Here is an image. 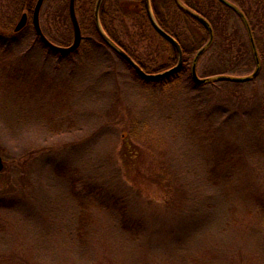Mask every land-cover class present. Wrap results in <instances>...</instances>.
<instances>
[{
    "label": "rangeland",
    "instance_id": "374dc122",
    "mask_svg": "<svg viewBox=\"0 0 264 264\" xmlns=\"http://www.w3.org/2000/svg\"><path fill=\"white\" fill-rule=\"evenodd\" d=\"M203 1L198 0L202 7ZM63 6L62 0H44L39 21L52 43L67 47L73 32L70 18L60 15ZM12 7V0H0V37H6L0 43L9 47L0 48V264H202L203 252L219 251L220 245L250 250L253 261L264 264V154L258 156L254 147L264 144V129L256 126L262 122L260 114L247 121L226 120L220 114L207 117L219 104L210 97L215 88H143L134 80L133 69L106 48L66 58L31 50L30 29L8 37L19 18L7 28ZM222 14L218 31L224 35L222 28L228 26L233 59L241 41L242 51L249 53L250 66L241 62L232 73L248 76L254 63L243 25L234 12ZM166 17L180 22L171 10ZM132 20L116 22L114 31L145 65L165 62L164 55H157V37L150 26ZM192 30L197 39L204 37L198 28ZM180 31L174 32L181 40L190 37ZM217 54L212 49L201 58L200 76L219 67ZM194 56L187 55L186 65ZM255 87L264 97V68ZM129 123L135 125L134 136ZM213 166L215 185L207 181ZM68 169L82 181L79 186L95 184L124 198L127 211L145 228L140 237L118 234L111 227L110 210L89 206L92 223L88 245H83L76 233L80 210L69 192ZM171 175L188 187L199 218L206 214L205 205L213 204L210 217L219 216L220 232L211 234V226L200 223L194 228L198 215L192 203L187 211H179L173 189V206L164 205L167 188L183 186ZM183 231L179 242L176 234ZM231 257L217 264H231Z\"/></svg>",
    "mask_w": 264,
    "mask_h": 264
},
{
    "label": "trees",
    "instance_id": "16d2710c",
    "mask_svg": "<svg viewBox=\"0 0 264 264\" xmlns=\"http://www.w3.org/2000/svg\"><path fill=\"white\" fill-rule=\"evenodd\" d=\"M62 1L64 3V6L61 8L62 11L60 12V15L61 14L62 16L66 15L69 18L68 15L69 0H62ZM81 1H83V3ZM96 1L97 0H75V13L81 29L82 39L79 47L74 52L68 55H60L57 53H53L48 48L44 47L39 41V38L34 33L30 21H28L27 24L19 32L12 33V35L8 37L12 39L16 35H20L23 32H25L28 28L32 31V35H33L32 36L33 38L31 39L32 42L30 45L31 50L32 48H37L38 50L44 52L45 54L48 55L56 54L59 56H63L65 58L67 56L76 55L77 53H80L85 50L87 51L89 50L92 53L101 48H106L107 50H110L112 53H114V51H112V49L103 41V39L100 37V35L96 30L93 19V12ZM157 1L158 3H160L161 6L157 3ZM157 1L150 0L151 8L153 10L155 20L163 31H165L167 34L172 36L179 43L183 52V64L177 73L172 74L168 77H163L155 80H143L136 75L134 70H132L131 72L134 80L138 84H140L141 87L147 89L166 90L169 88L176 87L177 85L180 84L187 85L191 89H195V91H200V89L204 88L207 85L212 86L211 88H215L214 90L222 88L221 90H219L220 92H217L216 94L212 93L214 90H212V92H209L211 93L210 94L211 98L219 100V104L217 105L214 111H210L207 117L213 116L215 114H220L226 120L241 118L242 120L247 121V118H250L253 114L259 113L260 120H262V122L258 121L256 126L258 127L262 126V128L259 131L263 130L264 129V97L263 96L260 97V94H258V90L255 86L264 68L262 66L263 64L262 61L264 62V49L262 47L261 36H260V34L262 33V29L264 28L263 26L264 0H231V1L229 0L231 4L235 5V7L243 14L247 24L250 27L255 50L258 54L260 61L259 71L257 75L251 80L244 82L214 81L202 85L196 84L191 76V69L194 58L192 59L190 64L186 65V57L190 52H195L196 55L200 49H202L209 43L211 36H212V41L207 46L205 51L199 56L196 62L195 69L198 77L213 78L221 75L239 76L232 73L233 70H235V66H238L239 63L241 62L243 66L246 67L250 66L249 53L246 51H242V48L245 46L244 45L245 43H243L242 41H241L242 43L240 42L239 46L237 47L238 51L233 59V54H230V51L233 46V42H232L233 38L231 37L232 34H227V32L229 31L228 26L226 27L225 24L224 26L222 25L223 26L222 31L226 33H224V35L221 34V36L219 35L220 32L218 31L219 29L218 25H220L221 22L220 20L224 16V14H222L223 12H227L229 14L234 12L237 15V17L240 19L248 40L250 55L254 63V69L252 73L254 72L256 68L255 58L247 35L246 27L241 17L232 7H230L221 0H204L203 7L200 4H198V0H157ZM35 2L36 0H12L13 17L9 21L7 28L8 29L11 28V26L15 22V19L17 17H20L22 13H27L30 19L31 12L33 10ZM159 7L161 8V10L159 9ZM169 10L174 12V15L177 16V20L180 21L179 23L177 22V24H174L172 23V21H169V19L166 17V13H168ZM216 13L217 16H214ZM133 17L142 20L140 22L141 25L148 24V26H150V28L153 30V33L157 37V44H156L157 49H155L157 51V55L159 57H162L164 55L165 57V62H163L162 64L157 65L155 67H150L142 63L138 59V57L134 55L130 47L127 46L122 41V39L117 34V32L114 31L113 25L116 22L120 23V25H124L126 20L133 21L132 20ZM99 20L106 35L116 45H118L125 53H127L146 73L149 74L160 73L162 71L171 68L176 64L178 59L177 51L169 42H167L162 37H160L153 29L151 23L148 20L147 12L143 0H102L99 10ZM174 27L180 28L181 30L180 35L182 33L186 34V32H189L190 37L185 35L186 39L181 40L179 36L176 35V33L174 32L175 31ZM192 27L198 28L199 31H202L204 37L201 39H197L194 36ZM209 28H211V34ZM42 32L45 35V32L43 30ZM237 33L238 32L236 31L235 34ZM263 34H264V30H263ZM1 38H6V37L1 36L0 39ZM0 48L2 49L5 48V50H9V47L7 46L6 43L5 44L0 43ZM212 49L214 50L217 49V53H218L217 55H219V60H218L219 67L211 70L205 69V71H203L202 75L200 76L197 68L198 63L201 60V58L205 56V54H207L208 52L212 51ZM222 82L225 84L217 85ZM221 85H229L230 87L225 88L224 86ZM257 101H259L260 103L258 104ZM133 123L128 124L129 126L128 128L131 131V133L129 132V134L131 136H134V134H136L134 133L135 125ZM251 125L252 126L255 125V122L251 123ZM254 147L256 149L255 153L259 154L258 156L263 157L264 144L258 143ZM229 161H233V159L226 160V162ZM235 165L236 164L232 166ZM69 173H71L70 169H68V175ZM172 174L176 177L182 176L181 174L176 173L174 171H172ZM216 176H217L216 168L215 166H213L209 169V176L207 177V181L211 185L217 184V182L215 181ZM172 179H175L178 184H180L181 182H182L181 184H183V180L180 178L178 179L172 178ZM66 180H68L70 184L69 192L71 193L72 198L78 204L80 210L78 220L75 219V221L77 222L76 233L79 232V238H80L79 240L82 242L83 245L85 244L88 245L87 229L89 225L92 223V220L90 219V215H89V211H90L89 206L91 208L110 210V214L114 218V222L111 227L114 228L118 234L124 235L129 233L131 236H133V239H137L140 237L141 233L144 232L145 228L141 224L142 221H140L139 219L134 220L130 215L129 211H127V203L125 202L124 198L122 199L117 196L115 197L113 194H110L107 190H104L101 186L95 184L84 183L83 185L79 186L78 183L82 184L80 178L71 175H69L66 178ZM192 183L193 184L195 183L194 191L196 194L199 190V188L196 185L197 181L194 180L192 181ZM172 189L176 191L175 193V195L177 196L176 207L179 209V211H184V210L187 211L192 203L191 206L193 209L192 211H195L198 215V217H195L193 220V224L195 225V226L193 225L194 228H196L197 225L200 223L201 227L205 225H210L211 226L210 233L213 230L220 232V229L218 227V222L215 219L219 216L210 217L211 210L213 209L211 205L213 204H206L202 210L203 213L206 214L202 215L201 216L202 218L201 217L199 218L201 212L199 211V208L195 204L194 200L191 199V195L188 187L184 188V184L181 187V190L176 189V186L175 187L169 186L167 188L166 197L164 200L166 202L164 205L173 206V200L175 196ZM195 198H197V195H195ZM1 203L2 202L0 200V205ZM262 217H264V214L262 215ZM226 223L227 222H223L224 230L222 233L225 232ZM198 231L201 233L200 229H198ZM183 233L184 231L181 234L180 233L176 234L179 242L182 241L183 239ZM245 233H249V231L246 230ZM194 235H196V233ZM211 245L217 246L216 244H211ZM136 247L138 246H135V250ZM218 247H219V251L221 252L215 250L214 248H211V250L207 251L206 254L203 252V256H205V258L201 259L200 263L217 264V262L219 260H222L224 256L226 258H230V256H232L234 259L231 262V264H243L244 263L243 261L247 260V262H249L250 259L252 260L251 264H261V262L253 261V257H250L251 256L250 250L248 251L243 250L244 252H242L239 249L238 250H235L234 248L231 249V247L228 246L223 247L222 245H220ZM82 248L85 249L87 247L82 246ZM238 254L246 255L247 259H242L241 257L239 259ZM195 262H197V260H195Z\"/></svg>",
    "mask_w": 264,
    "mask_h": 264
},
{
    "label": "water",
    "instance_id": "95a60500",
    "mask_svg": "<svg viewBox=\"0 0 264 264\" xmlns=\"http://www.w3.org/2000/svg\"><path fill=\"white\" fill-rule=\"evenodd\" d=\"M224 3H226L227 5H229L230 7H232L237 13L238 15L241 17L245 27H246V31H247V35L253 50V55L255 58V64H256V68L254 70V72L248 76H227V75H221V76H216L213 78H200L197 76L196 74V62L199 58V56L205 51V49L207 48V46L210 44V42L212 41V36L210 38L209 43L203 47L202 49H200L197 54L195 55L194 59H193V64H192V69H191V76L193 81L196 84L202 85L208 82H214V81H231V82H244V81H249L252 78H254L258 71H259V57L258 54L255 50V46H254V42H253V37L251 34V30L249 25L247 24L243 14L231 3H229L227 0H221ZM43 0H37L35 3V6L33 8V12H32V26L34 29L35 34L38 36L40 42L47 47L50 51L54 52V53H59L61 55H68L72 52H74L80 45L81 39H82V35H81V30L80 27L78 25L77 19H76V15H75V11H74V0H70L69 1V6H68V10H69V16H70V20H71V24H72V28H73V40L71 45L67 46V47H61V46H57L53 43H51L42 33L41 28H40V24H39V11L40 8L42 6ZM102 0H97L95 3V7H94V12H93V19H94V24L96 27V30L98 32V34L100 35V37L103 39V41L125 62L128 64V66L130 68H132L136 75L143 79V80H155V79H159V78H163V77H168L172 74L177 73L181 66H182V62H183V54H182V50L181 47L179 45V43L169 34H167L165 31H163L160 26L157 24L154 14H153V10L151 8V4H150V0H144V4H145V9L147 12V16L148 19L153 27V29L156 31V33L162 37L164 40H166L167 42H169L177 51V55H178V59H177V63L175 66H173L170 69H167L165 71H162L160 73H155V74H149L146 73L128 54H126L118 45H116L104 32L101 24H100V20H99V10H100V6H101ZM27 22V15L24 13L22 14V16L20 17L19 21L17 22L15 28H14V32H18L20 31L26 24ZM210 34H211V28H209ZM3 169V162L2 159L0 157V172Z\"/></svg>",
    "mask_w": 264,
    "mask_h": 264
}]
</instances>
